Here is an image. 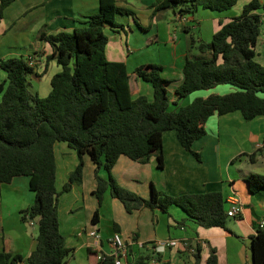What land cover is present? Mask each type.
I'll return each instance as SVG.
<instances>
[{
  "label": "trees",
  "instance_id": "obj_1",
  "mask_svg": "<svg viewBox=\"0 0 264 264\" xmlns=\"http://www.w3.org/2000/svg\"><path fill=\"white\" fill-rule=\"evenodd\" d=\"M14 0H0V20L4 9ZM237 0H155L157 9H175L176 13L192 14L198 8L224 11ZM264 0H249L241 12L221 23L206 42L190 37L181 72L182 79L170 101L168 80L162 76L163 66L143 63L128 73L122 61L108 60L105 27L123 30L116 22L117 14L131 13L116 5L115 0H99L98 11L87 16L72 31L47 33L37 38L51 46L46 59L54 60L60 70L50 78V91L39 96L30 89V76L40 75L28 63L31 57L0 59L6 78L0 83V183L15 177H28L34 201L21 210V220L37 226L36 244L27 257L0 251V264H65L71 249L59 230L57 200L61 193L82 181L83 156L95 164L96 186L93 194L98 208L104 194L118 199L127 212L147 207L167 211L172 205L202 227H225L227 201L220 191L168 195L151 188L148 198L119 185L112 167L120 155L145 163L153 155L157 167H163L162 136L174 130L182 148L200 159L192 144L205 134L207 118L238 111L245 120L264 114V65L255 60V45L260 35ZM137 26L143 29L138 23ZM192 48L197 53H192ZM150 84L152 97L132 96L135 82ZM228 84L234 90L195 97L186 104L181 100L193 92ZM64 142L77 155V163L69 172L60 190L55 185L56 162L54 145ZM255 158V153L250 155ZM106 173L98 175L99 169ZM251 193L264 190V175L250 174L245 179ZM98 208L92 221L98 218ZM195 248L194 262L199 264L201 244ZM252 264H264V228L256 227L250 241ZM180 253L189 255L185 251ZM98 254L96 255V257ZM148 255H140L127 264H149ZM110 257L95 264H112ZM186 264H190L186 261ZM205 264H218L211 248Z\"/></svg>",
  "mask_w": 264,
  "mask_h": 264
},
{
  "label": "crops",
  "instance_id": "obj_2",
  "mask_svg": "<svg viewBox=\"0 0 264 264\" xmlns=\"http://www.w3.org/2000/svg\"><path fill=\"white\" fill-rule=\"evenodd\" d=\"M154 1L115 0L118 7L131 13L115 17L123 30L104 28L108 36L105 54L108 60L124 62L128 73L140 64L159 62L163 66L162 76L168 80L170 101H173L182 79L181 68L190 37L210 41L221 23L238 15L249 0H237L224 11L198 8L194 13L182 16L176 13L180 4L175 9H157L153 6ZM98 8L99 0H14L4 9L0 20V59L33 58L36 71L42 75L30 78L36 83L35 88L31 82L30 86L39 96H46L50 89L40 91V85L47 84L60 66L54 60L46 59L52 49L47 42L37 38L39 31L70 32ZM259 13L261 25L255 60L264 65V10ZM5 78L0 69V83ZM233 90L234 87L228 84H219L209 90L191 93L181 100V104L198 96ZM138 95L151 98L150 84L137 79L132 96ZM192 150L200 159L180 146L174 130H167L162 136V168L157 167L155 155L145 163L120 155L112 167V175L119 185L144 198L150 196L152 187L168 195L220 191L226 201L235 195L242 205L239 218H228L225 227H202L174 205L167 211L142 207L127 212L109 193L104 194L98 208L93 194L95 164L84 155L81 183L61 193L57 200L59 230L71 249L65 264H95L97 254L111 250L110 238L114 232L121 235L127 247L124 264L140 255H148L151 259V244L167 239H187L191 243L202 240L199 264H205L211 248L216 251L218 264H252L250 241L259 221L264 219V190L251 193L245 179L250 174L264 175V114L245 120L238 111L222 115L214 113L207 118L205 134L194 141ZM252 153H255L254 159L250 158ZM54 155L55 185L60 190L77 163V155L64 142L55 143ZM98 175L105 177L106 173L101 168ZM33 201L28 177H15L10 183H0V251L25 258L34 249L37 226L22 221L20 216L21 210ZM226 206L229 207L228 202ZM97 208L98 218L93 222ZM91 230H96L99 238L90 236ZM179 249L169 247L155 262L149 260V264H186V261L192 264L193 256L182 254L183 250Z\"/></svg>",
  "mask_w": 264,
  "mask_h": 264
},
{
  "label": "built area",
  "instance_id": "obj_3",
  "mask_svg": "<svg viewBox=\"0 0 264 264\" xmlns=\"http://www.w3.org/2000/svg\"><path fill=\"white\" fill-rule=\"evenodd\" d=\"M28 63L31 66L35 65L33 58H29ZM227 202L229 207L227 209V215L230 217L237 216L241 213L242 205L237 196L232 195L228 197ZM30 225L33 224L32 221L29 222ZM258 227L264 228V219H261L258 223ZM89 235L99 238V234L96 230L89 231ZM201 245L204 244L202 240H199ZM111 250L108 253H101L97 256L98 260L104 261L106 258L110 257L112 259V264H124V258L127 254L126 244L118 232H114L110 238ZM169 247L180 248L187 252L190 256H193L195 253L194 245L189 242L187 239H167L163 241H157L151 244L150 248L152 249L151 262H155L157 256Z\"/></svg>",
  "mask_w": 264,
  "mask_h": 264
},
{
  "label": "rangeland",
  "instance_id": "obj_4",
  "mask_svg": "<svg viewBox=\"0 0 264 264\" xmlns=\"http://www.w3.org/2000/svg\"><path fill=\"white\" fill-rule=\"evenodd\" d=\"M192 53H197V49L196 48H192ZM155 63H158L159 64V62H155ZM35 66V65H34ZM51 69L49 70V73H51ZM167 72H168V70H167ZM40 75H38V76H35V75H31L30 76V78H33L34 79V77H41V75H42V73H39ZM31 85L35 88V86H34V84H36L34 81H32V79H31ZM229 86V85H228ZM31 87V86H30ZM32 88V87H31ZM30 88V89H31ZM43 88H45V89H50V81H47V84H44V83H42L41 85H40V91H41V89H43ZM31 90H33L34 91V89L32 88ZM199 92V91H198ZM187 98V97H186Z\"/></svg>",
  "mask_w": 264,
  "mask_h": 264
}]
</instances>
